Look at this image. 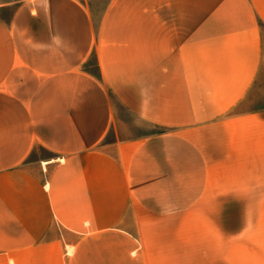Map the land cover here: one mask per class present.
Here are the masks:
<instances>
[{"label":"crops","instance_id":"1","mask_svg":"<svg viewBox=\"0 0 264 264\" xmlns=\"http://www.w3.org/2000/svg\"><path fill=\"white\" fill-rule=\"evenodd\" d=\"M0 264H264V0H0Z\"/></svg>","mask_w":264,"mask_h":264},{"label":"rangeland","instance_id":"2","mask_svg":"<svg viewBox=\"0 0 264 264\" xmlns=\"http://www.w3.org/2000/svg\"><path fill=\"white\" fill-rule=\"evenodd\" d=\"M91 64H93L92 67H93V69H94V68H95V65H96V64H95V59H94V57H93V59H92V61H91ZM147 129H149V128H147Z\"/></svg>","mask_w":264,"mask_h":264}]
</instances>
